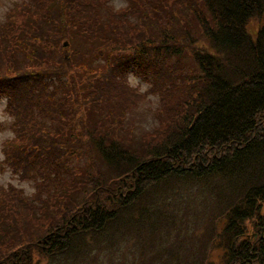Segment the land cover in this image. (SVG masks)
<instances>
[{"label":"trees","instance_id":"trees-1","mask_svg":"<svg viewBox=\"0 0 264 264\" xmlns=\"http://www.w3.org/2000/svg\"><path fill=\"white\" fill-rule=\"evenodd\" d=\"M127 3L14 0L0 23L3 162L36 180L33 201L0 185V264H199L207 242L206 263L218 247L219 264H264V0ZM154 94L161 122L141 138ZM176 195L192 249L176 237L173 262L146 258L145 224L181 231Z\"/></svg>","mask_w":264,"mask_h":264},{"label":"rangeland","instance_id":"rangeland-1","mask_svg":"<svg viewBox=\"0 0 264 264\" xmlns=\"http://www.w3.org/2000/svg\"><path fill=\"white\" fill-rule=\"evenodd\" d=\"M13 1L14 0H0V15L3 16V21H5L6 12L13 5ZM262 23H264V16H261V18L258 17L257 19L253 20L251 22V24H250V28L252 30H256L258 25H260ZM78 75L79 76H83L81 72H78ZM85 75H86V73H85ZM85 75H84V78H85ZM136 77L137 76H135V75L131 77V79H130L131 83H133L136 86H140V80L141 79L139 78V83H138ZM143 90L147 91L148 88L147 87L146 88L143 87ZM0 96H7V95L6 94H0ZM159 100L160 99H159V96L157 94H154V95H151V96L149 95L148 99H144V102H143V105H142V109L138 110L134 114L135 118L138 121L136 123L132 124L131 127H130V130L133 131V133L135 135H138L141 138H143V136H145L148 132H151V131H153L155 129V127H154L155 125L159 126V124L161 122V119H160V117L157 114V113H159L157 107L159 106V104H161L159 102ZM7 103H8V101H7ZM10 110H11L10 108H6L5 109V111L7 113H10ZM8 119L11 121V123L0 124V131H4L6 128H11V130L14 131L13 128H12V124H13V121L15 120V118L10 113V116H9ZM1 125H3V126H1ZM0 147H3V145L0 146ZM73 162L77 163V157L75 155L73 156ZM88 168H89V164L85 167V170L88 171ZM6 172L8 173V175L5 177V182L6 183L12 182V183L16 184L18 182H25L26 181V182H28L29 184L33 185L36 188V180L35 179L29 178V179H24V180L21 179L20 180V177L16 173H14L12 171V169L10 167H8L6 165V163H4L3 160H2V161H0V174H4ZM1 184H4V183H0V185ZM181 188H183V185L181 186ZM183 190L186 191L187 189L183 188ZM170 192L171 193H175L174 190H170ZM150 198L151 197L142 198L141 206H143L147 201L149 202ZM28 199L30 201H33V199H34L33 195L28 197ZM175 203L179 204L178 207H177V209L179 210V214L177 216V222L181 223V231L178 233V229H177V226H176L173 231H170V233H168V232H164V234L163 233H159V237H163V239H164L162 241V240H158L157 238H155L154 235H153V229L151 228V226L149 224H145V228H144V232L145 233H144L143 237H148L149 239H153L154 240V242H150L152 248L148 247V249H147V247H146V249H144V251H146V253H148V255L145 256L146 258L147 257H151L152 258V257L156 256L159 253H164L166 256H165V258L162 261L167 262V260H169V261L173 262V258L168 256V253L169 254L177 253V248H176L177 242L175 241V242L172 243V241L176 237H179L181 241H184L186 243L189 241L190 244L188 246L190 247V249H192L191 242H193L194 240H191V239L194 238V237L197 238V233H195L196 235H193L194 232L192 231V229L194 227H197V223L198 222L195 221L196 216L192 215V217H190L188 219V221L187 220L184 221L182 212L180 211L181 207H182V202H181V199H180V197L178 195L175 196ZM134 213H135V215H137V212L134 211ZM186 224H187V228H186ZM46 225H48V224H46ZM215 226H216V224H215ZM28 228L30 229V232H31V234H29V236H36L37 234H39L43 230H45V227H43V226L40 227L37 224L36 225L35 224L28 225L27 229ZM137 231H138V225H135L133 227L132 231H131V234L135 237V239L138 238V236H136ZM202 233L203 232H200L199 236H201ZM196 243L199 244V240H197L194 244L196 245ZM173 244L175 245V248L173 247ZM208 246H209V242L205 243L203 251H202V253L199 256V264H219L221 255H219L220 254V249H218V247L213 249L211 257H210V260H209L208 263H206V250H207ZM11 248H12V250L16 249V247L14 246V242H12ZM133 249L136 252H138L139 248L136 245V241H134ZM121 251L122 250H120L118 253L121 254ZM10 252H11V250L9 249V251H7L6 253L9 255ZM130 255H133V254L130 253ZM185 258H186V254H185ZM173 264H176V263H173ZM182 264H186V262H183Z\"/></svg>","mask_w":264,"mask_h":264},{"label":"clouds","instance_id":"clouds-1","mask_svg":"<svg viewBox=\"0 0 264 264\" xmlns=\"http://www.w3.org/2000/svg\"><path fill=\"white\" fill-rule=\"evenodd\" d=\"M111 6L113 9L117 12L126 9L128 7L127 0H111ZM3 21V16L0 15V22ZM134 76V74H129V77L131 78ZM137 82L139 83V77H136ZM144 88L147 87L146 83L143 85ZM7 96H0V124H7L11 123V121L8 119L10 116V113H7L5 109L7 108ZM16 138L15 132L11 130V128H6L4 131H0V146L4 145L6 142L14 140ZM6 159L5 154L2 150V147H0V161ZM8 175V173L0 174V183H4V186L7 187V183L5 182V177ZM17 189H23L24 195L26 197H30L35 194L36 188L29 184L28 182H18L15 184ZM38 257H34L36 259Z\"/></svg>","mask_w":264,"mask_h":264}]
</instances>
